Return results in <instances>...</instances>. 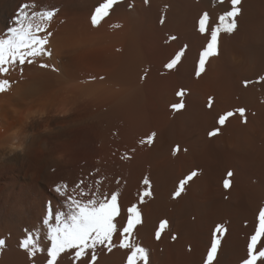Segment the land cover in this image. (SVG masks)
Segmentation results:
<instances>
[{
    "label": "bare ground",
    "instance_id": "obj_1",
    "mask_svg": "<svg viewBox=\"0 0 264 264\" xmlns=\"http://www.w3.org/2000/svg\"><path fill=\"white\" fill-rule=\"evenodd\" d=\"M22 3L58 11L52 55L22 73L11 70L5 78L14 83L0 93V264H46L49 202L67 213L54 188L71 191L80 181L88 195L78 199L116 192L122 212L138 206L142 224L133 243L147 250L149 264H203L217 224L227 232L214 264H242L264 208V0H242L236 30L221 33L219 55L199 77L207 37L198 20L207 12L215 23L230 0H119L99 28L90 17L100 0H0V35ZM245 80L253 83L245 87ZM178 103L184 107L174 110ZM238 108L246 109V123L237 113L218 125L220 115ZM152 133L154 142L142 143ZM193 170L198 175L173 198ZM227 171L233 176L225 190ZM145 188L152 195L140 202ZM28 236L37 248L31 257L20 247ZM130 252L98 249L96 264H127ZM58 264L77 262L62 253Z\"/></svg>",
    "mask_w": 264,
    "mask_h": 264
},
{
    "label": "snow or ice",
    "instance_id": "obj_2",
    "mask_svg": "<svg viewBox=\"0 0 264 264\" xmlns=\"http://www.w3.org/2000/svg\"><path fill=\"white\" fill-rule=\"evenodd\" d=\"M147 2V0H145ZM221 3L224 0H220ZM242 0H230L231 8L218 16L215 23L207 12L203 13L198 20V31L206 35V44L199 53L196 75L199 77L206 70V65L211 58L219 55L221 33L231 34L237 28V18L241 14ZM119 0H100L91 14L90 22L92 27L99 28L113 13ZM34 4L22 3L12 18V24L8 27L6 34L0 35V93L10 90L12 83L8 78L9 72L19 67L21 73L25 64H33L38 57L52 55L48 48L49 38L53 35L50 30L53 18L58 9L35 11ZM184 53L177 52L173 59L166 64V68L172 69L180 60ZM42 68L54 66L47 63L40 65ZM90 77V80H95ZM103 79V77H100ZM264 79V78H262ZM260 81H256L259 83ZM253 81L245 80L247 87ZM183 95V91L178 93ZM184 107L183 103L172 105L174 110ZM208 107H212V99L209 98ZM246 109L238 108L234 111H226L218 117V125L225 126L226 122L237 113L246 123ZM216 127L209 131V137H215L221 131V127ZM155 133L147 136L146 141L151 145L154 142ZM180 151L179 145L174 149V154ZM198 175L197 170H193L182 178L173 198H178L185 192L186 185ZM232 171H227L226 178L223 179V188L228 190L231 187ZM80 181L69 191L67 184H57L55 193L61 198L60 202L67 208V213L54 210L51 202L46 209L43 224L47 226L48 237L51 245L47 248L46 264H58V259L62 253L74 254L77 264H96L98 249H106L111 252L113 248L130 249L127 257V264H149L147 250L133 243V235L139 225L142 224L141 211L136 204L127 207L126 212H122V205L118 199L119 194L97 195L92 194L91 198L84 200L77 197H84L88 193L80 189ZM143 184L148 186L150 181L143 180ZM150 190H145L140 194L139 200L143 202L145 197L151 196ZM54 221V222H53ZM123 221V223H122ZM167 226V221H161L155 231V238L159 240L163 230ZM227 229L223 224H217L211 233L210 245L203 264H214L221 241ZM175 239V237H173ZM6 241L0 239V247L5 246ZM31 246V247H30ZM20 247L28 250V255L35 256L36 245L31 236L24 239ZM42 251V250H41ZM242 264H264V208H261L257 217V224L254 232L247 241L246 258Z\"/></svg>",
    "mask_w": 264,
    "mask_h": 264
},
{
    "label": "rangeland",
    "instance_id": "obj_3",
    "mask_svg": "<svg viewBox=\"0 0 264 264\" xmlns=\"http://www.w3.org/2000/svg\"><path fill=\"white\" fill-rule=\"evenodd\" d=\"M18 193H20L19 190H17V193H16V194L18 195ZM35 193H36L35 190H31V191H30V198H29V199H30L31 201H33V200L35 199ZM31 198H32V199H31ZM41 218H42V216L40 215V216H38L37 220H40V221H41Z\"/></svg>",
    "mask_w": 264,
    "mask_h": 264
}]
</instances>
